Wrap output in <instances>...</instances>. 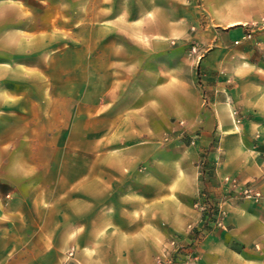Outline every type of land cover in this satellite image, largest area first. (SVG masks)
I'll use <instances>...</instances> for the list:
<instances>
[{"label":"crops","instance_id":"obj_1","mask_svg":"<svg viewBox=\"0 0 264 264\" xmlns=\"http://www.w3.org/2000/svg\"><path fill=\"white\" fill-rule=\"evenodd\" d=\"M141 11L115 27L142 53L119 55L105 93L115 116L99 139L112 148L72 167L58 194L53 23L0 0V264L164 263L171 241L202 225L200 158L222 212L195 263L264 264V204L238 194L264 196V0H149ZM178 124L190 143H162Z\"/></svg>","mask_w":264,"mask_h":264},{"label":"rangeland","instance_id":"obj_2","mask_svg":"<svg viewBox=\"0 0 264 264\" xmlns=\"http://www.w3.org/2000/svg\"><path fill=\"white\" fill-rule=\"evenodd\" d=\"M19 1L32 9L34 18L41 15L42 19H51L52 31L56 34L53 45L58 49L50 64V78L57 96L56 190L58 194H64L67 184L76 178L77 173L72 167L86 163L94 165L96 150L112 148L111 144L104 145L99 139L100 133L110 123L109 120L115 116L113 105L108 104L111 100L105 93L118 77L114 70L117 68L116 59L119 55L140 57L142 53L129 43L125 35L117 32L115 27L126 26L130 20L136 19L149 0H49L47 9L41 10L33 4V0ZM42 6L41 4V8H45ZM44 29L42 26L30 30ZM42 68L48 66L42 64ZM258 73L262 74L261 71ZM194 84H202L197 70ZM247 126L240 125L243 132L247 131ZM183 127L178 124L174 129L168 128L160 138L162 143L189 144L191 137L185 134ZM198 166L202 172L198 207L201 215H204V221L210 222L209 226L212 227L216 224L209 221L208 213L215 203L207 190L211 182L208 174L211 165L200 158ZM210 227L204 229L202 221L201 227L185 243L186 247L194 242L198 233L204 235Z\"/></svg>","mask_w":264,"mask_h":264},{"label":"built area","instance_id":"obj_3","mask_svg":"<svg viewBox=\"0 0 264 264\" xmlns=\"http://www.w3.org/2000/svg\"><path fill=\"white\" fill-rule=\"evenodd\" d=\"M249 33L245 35V37H249ZM239 196L243 199L250 200L252 202H260L264 204V196H261L258 191L254 190L250 186H244L239 191ZM215 210V221L214 223H218V217L221 214V209L217 204L214 205ZM203 233H198V237L194 240V242L186 247L185 244L181 242L175 241L174 239L171 241L172 250L166 256V260L161 264H196L195 263V254H194V246L200 240Z\"/></svg>","mask_w":264,"mask_h":264},{"label":"trees","instance_id":"obj_4","mask_svg":"<svg viewBox=\"0 0 264 264\" xmlns=\"http://www.w3.org/2000/svg\"><path fill=\"white\" fill-rule=\"evenodd\" d=\"M210 209H211V210H210V212L208 213V214L210 215L209 221L214 222V221H215V215H214V214H215V210H216V209H215L213 206H211ZM201 219H202V221H203V228H204V229H205V228L208 229V228L210 227V226H209V225H210V222H208V221H204V220H205L204 215H203V216L201 215ZM194 233H196V230H193V234H194Z\"/></svg>","mask_w":264,"mask_h":264}]
</instances>
